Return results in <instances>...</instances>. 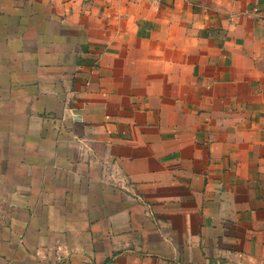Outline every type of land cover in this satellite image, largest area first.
<instances>
[{
  "label": "crops",
  "instance_id": "crops-1",
  "mask_svg": "<svg viewBox=\"0 0 264 264\" xmlns=\"http://www.w3.org/2000/svg\"><path fill=\"white\" fill-rule=\"evenodd\" d=\"M0 264H264V0H0Z\"/></svg>",
  "mask_w": 264,
  "mask_h": 264
},
{
  "label": "built area",
  "instance_id": "built-area-1",
  "mask_svg": "<svg viewBox=\"0 0 264 264\" xmlns=\"http://www.w3.org/2000/svg\"><path fill=\"white\" fill-rule=\"evenodd\" d=\"M142 2H146V3H154V4H158L161 2V0H140Z\"/></svg>",
  "mask_w": 264,
  "mask_h": 264
}]
</instances>
